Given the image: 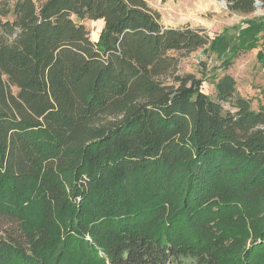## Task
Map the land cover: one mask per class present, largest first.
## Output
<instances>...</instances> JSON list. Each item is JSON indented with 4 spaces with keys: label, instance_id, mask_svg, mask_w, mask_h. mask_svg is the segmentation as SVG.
Here are the masks:
<instances>
[{
    "label": "trees",
    "instance_id": "trees-1",
    "mask_svg": "<svg viewBox=\"0 0 264 264\" xmlns=\"http://www.w3.org/2000/svg\"><path fill=\"white\" fill-rule=\"evenodd\" d=\"M225 2L212 38L145 0H0V264H264V104L176 55L264 68V0Z\"/></svg>",
    "mask_w": 264,
    "mask_h": 264
},
{
    "label": "rangeland",
    "instance_id": "rangeland-1",
    "mask_svg": "<svg viewBox=\"0 0 264 264\" xmlns=\"http://www.w3.org/2000/svg\"><path fill=\"white\" fill-rule=\"evenodd\" d=\"M150 7L160 14L162 24L166 28H192L203 29L212 38L221 36L225 29L241 24L246 18L239 14L231 13L225 0H145ZM259 9L251 16L264 15ZM83 24L89 31L94 42L99 40V35L104 28L103 20H84ZM259 49L237 55L227 69H222L223 62L211 51L203 49L185 55L176 53L180 58L179 71L181 74H194L203 78L205 83L203 91L214 94L212 81L215 76L229 74L237 81V92L251 100L252 107L257 109L264 104V68L257 61Z\"/></svg>",
    "mask_w": 264,
    "mask_h": 264
},
{
    "label": "water",
    "instance_id": "water-1",
    "mask_svg": "<svg viewBox=\"0 0 264 264\" xmlns=\"http://www.w3.org/2000/svg\"><path fill=\"white\" fill-rule=\"evenodd\" d=\"M257 6L259 7V6H260V4L258 3V4H257Z\"/></svg>",
    "mask_w": 264,
    "mask_h": 264
}]
</instances>
